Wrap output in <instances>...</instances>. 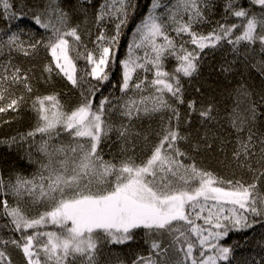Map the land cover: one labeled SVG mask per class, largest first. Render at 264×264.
Masks as SVG:
<instances>
[{
    "label": "snow or ice",
    "instance_id": "6c2138e0",
    "mask_svg": "<svg viewBox=\"0 0 264 264\" xmlns=\"http://www.w3.org/2000/svg\"><path fill=\"white\" fill-rule=\"evenodd\" d=\"M25 111L0 264H264V0H0Z\"/></svg>",
    "mask_w": 264,
    "mask_h": 264
},
{
    "label": "trees",
    "instance_id": "16d2710c",
    "mask_svg": "<svg viewBox=\"0 0 264 264\" xmlns=\"http://www.w3.org/2000/svg\"><path fill=\"white\" fill-rule=\"evenodd\" d=\"M94 2L98 3V2H100V0H94ZM112 29H113V25L109 24L108 25V31L110 34H111ZM93 32H95V29L93 30ZM130 34H131V26L129 27V29L125 30V35L121 39V45H120V51H119V55L121 57H123L125 52H126V45L128 43V40L130 39ZM92 39L93 40L95 39V35H93ZM86 42H87V38H86ZM92 47H93V45L89 44V48H92ZM83 65H84V61L81 60L79 62V66H83ZM173 65H174V62H170L168 64L169 70H171ZM118 75H119V73L117 71V76ZM117 95H119V93H117ZM0 116H2L3 119H10L12 114L11 113H9L7 115L0 114ZM30 124H31V115L29 113H27V111H25L24 118L22 121L13 122L10 127L7 125L0 127V138H3L5 136L11 135V134H15V132L17 130L26 131L28 129V127L30 126ZM105 151H107V149ZM0 155H3L5 159H12L13 163H15L16 157H15L14 151L9 153L7 148L0 146ZM105 158L107 159L108 157L106 156ZM28 171H31V169H28ZM0 223H2V221H0ZM0 234H2V233H0ZM14 258L16 259L17 264H19V257L15 256V254H14Z\"/></svg>",
    "mask_w": 264,
    "mask_h": 264
}]
</instances>
